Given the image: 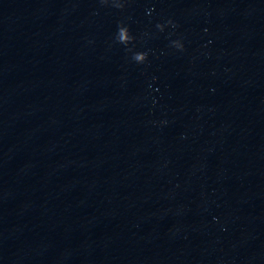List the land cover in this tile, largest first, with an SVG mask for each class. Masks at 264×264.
I'll return each mask as SVG.
<instances>
[{
	"label": "water",
	"instance_id": "obj_1",
	"mask_svg": "<svg viewBox=\"0 0 264 264\" xmlns=\"http://www.w3.org/2000/svg\"><path fill=\"white\" fill-rule=\"evenodd\" d=\"M0 222L59 264H264V0H0Z\"/></svg>",
	"mask_w": 264,
	"mask_h": 264
}]
</instances>
